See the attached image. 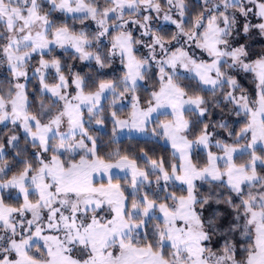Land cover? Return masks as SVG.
I'll list each match as a JSON object with an SVG mask.
<instances>
[{"label":"snow or ice","instance_id":"6c2138e0","mask_svg":"<svg viewBox=\"0 0 264 264\" xmlns=\"http://www.w3.org/2000/svg\"><path fill=\"white\" fill-rule=\"evenodd\" d=\"M0 264H264V0H0Z\"/></svg>","mask_w":264,"mask_h":264}]
</instances>
